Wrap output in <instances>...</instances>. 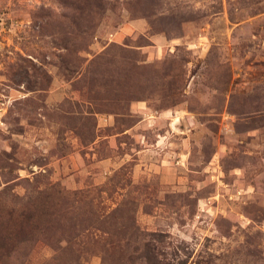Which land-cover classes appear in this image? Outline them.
Wrapping results in <instances>:
<instances>
[{"label":"rangeland","instance_id":"1","mask_svg":"<svg viewBox=\"0 0 264 264\" xmlns=\"http://www.w3.org/2000/svg\"><path fill=\"white\" fill-rule=\"evenodd\" d=\"M264 264V0H0V264Z\"/></svg>","mask_w":264,"mask_h":264},{"label":"trees","instance_id":"2","mask_svg":"<svg viewBox=\"0 0 264 264\" xmlns=\"http://www.w3.org/2000/svg\"><path fill=\"white\" fill-rule=\"evenodd\" d=\"M147 259H145V261H146V263H150L151 261H153V260H151V256H148V257H146ZM157 260H154L153 262H156Z\"/></svg>","mask_w":264,"mask_h":264}]
</instances>
